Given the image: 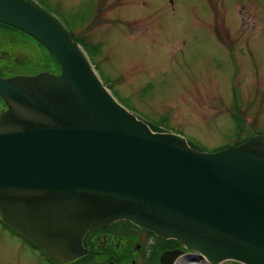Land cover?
Wrapping results in <instances>:
<instances>
[{
    "label": "water",
    "instance_id": "1",
    "mask_svg": "<svg viewBox=\"0 0 264 264\" xmlns=\"http://www.w3.org/2000/svg\"><path fill=\"white\" fill-rule=\"evenodd\" d=\"M0 22L45 46L60 70L0 75L2 221L62 263L90 252V230L130 220L209 264H264V133L195 149L121 104L36 3L0 0Z\"/></svg>",
    "mask_w": 264,
    "mask_h": 264
},
{
    "label": "rangeland",
    "instance_id": "2",
    "mask_svg": "<svg viewBox=\"0 0 264 264\" xmlns=\"http://www.w3.org/2000/svg\"><path fill=\"white\" fill-rule=\"evenodd\" d=\"M207 1L35 0L72 37L84 40L99 76L121 104L201 150L214 151L264 133V20L257 17L264 19V0ZM235 3L246 6L235 11ZM234 13L246 35L231 26ZM0 35L13 71L59 69L31 36L2 27ZM85 258L72 263L85 264ZM153 260L152 255L148 264ZM0 264L49 263L0 221ZM137 264H146V257ZM173 264L209 262L187 253Z\"/></svg>",
    "mask_w": 264,
    "mask_h": 264
},
{
    "label": "flooded vegetation",
    "instance_id": "3",
    "mask_svg": "<svg viewBox=\"0 0 264 264\" xmlns=\"http://www.w3.org/2000/svg\"><path fill=\"white\" fill-rule=\"evenodd\" d=\"M31 1L35 2V0ZM203 1L206 4H209L207 0ZM170 3L171 5H173L174 0H170ZM237 5H240L241 7L246 6L240 3H235V11ZM111 8L112 10L115 9L113 5H111ZM235 13L230 15V24L238 35L245 34L242 31L238 30V28L236 27ZM257 17L260 19V21L264 20L260 15H258ZM242 20L244 21L243 18ZM22 32L23 31H21V33ZM23 33L26 34L25 32ZM9 56L12 55L8 50L0 48L1 76H10L22 73L33 74L38 72L36 71L32 73L24 70L13 71V62L8 60ZM89 58L91 61H94V59L90 56ZM49 71L59 72L60 70L49 69ZM1 110L2 108L0 109V111ZM240 121L243 125L244 123L242 119H239L237 123ZM0 221L1 223H3L4 228L10 231V234H13L15 237H17V239H19V243L28 244L30 247H32L33 251L37 253L38 256H41L46 259L49 264H74L72 262L62 263L58 261L48 252L43 250L41 247L37 246L32 241H30L26 236L7 225L4 221H2L1 218ZM84 245L90 250V252L77 260L81 261L86 257L85 259L87 260H85V264H137L138 261H140V258H142L143 256L146 257V264H148L149 260H151L152 255L154 257L153 262L155 263L156 259H158V264H160V255L165 251H170L174 249L182 250L183 252L181 255L187 253L196 254V252H194L193 250L186 248L181 241H174L173 239H165L163 237H160L156 235L153 231L141 227L130 220H117L105 228L90 230L84 238Z\"/></svg>",
    "mask_w": 264,
    "mask_h": 264
},
{
    "label": "trees",
    "instance_id": "4",
    "mask_svg": "<svg viewBox=\"0 0 264 264\" xmlns=\"http://www.w3.org/2000/svg\"><path fill=\"white\" fill-rule=\"evenodd\" d=\"M0 27H2L3 29H11V30H15V31H20L19 29H17V28H15V27H12L11 25H8V24H5V23H2V22H0ZM21 32V31H20ZM71 32V31H70ZM23 33V32H22ZM72 33V32H71ZM1 37H3L2 35H0ZM74 37V39L75 40H77L83 47H84V49H85V51L88 53V55L91 57V58H93L92 57V54L90 53V51H89V49H88V46L86 45V43L84 42V40L82 39V38H77V37H75V36H73ZM34 39V38H33ZM35 40V39H34ZM37 41V40H36ZM42 47H44L42 44H40ZM46 50H47V52L49 53V56L51 57V59H53L55 62H56V64L59 66V64H58V62L56 61V59L54 58V56L51 54V52L46 48V47H44ZM94 59V58H93ZM110 87V86H109ZM0 99H2L1 97H0ZM237 121H239V120H237ZM150 126L152 127V129L153 130H155V131H163L158 125H156V124H151L150 123ZM237 126H238V128H240L241 129V126H242V123H241V121L240 122H238L237 123ZM246 138H240L235 144H239L240 142H242L243 140H245ZM189 143H190V145L193 147V148H195V149H198V150H201L200 148H198L197 146H195V144H193L192 142H190L189 141ZM227 146V145H226ZM226 146H223V147H226ZM223 147H221V148H223ZM218 150V149H217ZM174 241H177V240H175V239H173ZM228 262V264H242V263H239V262H237V261H227ZM156 264H157V261L155 262Z\"/></svg>",
    "mask_w": 264,
    "mask_h": 264
}]
</instances>
